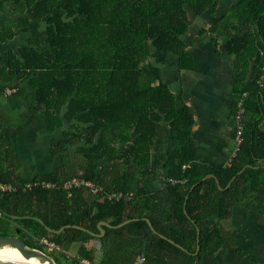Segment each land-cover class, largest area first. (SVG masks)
I'll list each match as a JSON object with an SVG mask.
<instances>
[{
    "label": "trees",
    "instance_id": "1",
    "mask_svg": "<svg viewBox=\"0 0 264 264\" xmlns=\"http://www.w3.org/2000/svg\"><path fill=\"white\" fill-rule=\"evenodd\" d=\"M218 5L220 0H0V16L16 17L0 20V43L38 33L16 53L0 49V91L10 90L8 96L27 104L20 122L0 112V181L18 186L15 192L0 190V235L12 229L4 221L12 218L8 214L20 216L14 219L24 228L59 246L51 254L57 264H138L140 258L143 264H219L220 249L243 254L237 243L242 235L221 221L238 206L264 213V85L257 83L264 62V0H238L221 16ZM189 9L212 17L202 33L216 46L223 37L238 74L233 95L248 93L244 141L229 166L202 155L193 137L194 109L178 99L154 64L157 50L174 53L180 68L193 69L182 40ZM250 69L254 77L246 85ZM39 114L49 132L78 118L64 137L85 146L72 153L54 141L52 155L66 164L32 177L14 142ZM105 159L113 166L99 171ZM74 176L102 189L94 193L80 185L68 191L64 182ZM147 177L168 183L157 191L128 189ZM27 183L33 185L24 189ZM120 192V199L109 197ZM34 216L54 229L80 225L100 233L99 222L112 226H104L101 237L73 226L57 234ZM91 239L101 242L98 263L85 245L78 257L69 254L73 241Z\"/></svg>",
    "mask_w": 264,
    "mask_h": 264
},
{
    "label": "crops",
    "instance_id": "2",
    "mask_svg": "<svg viewBox=\"0 0 264 264\" xmlns=\"http://www.w3.org/2000/svg\"><path fill=\"white\" fill-rule=\"evenodd\" d=\"M237 1L220 0L216 16H221ZM188 16L189 30L182 36V40L192 56L193 69L180 68V58L174 53H163L157 50H155L157 59L154 60V64L160 69L164 82L178 96V99L186 101L194 109L196 123L193 137L202 155L212 158L220 165L229 166L236 156L233 78L238 74H235L233 69L235 57L225 52L222 47L223 37L219 39V44L216 46L207 33H202L212 23L209 13L197 15L189 9ZM37 36L38 33L33 31L19 33L10 42L0 43V49L16 53L18 49L26 47L29 40L36 41ZM22 41L24 42L21 43ZM253 65L252 61L251 69ZM251 69L246 78V85L253 81L254 75ZM26 110L27 104L24 101L7 96L0 91V112L7 114L14 122H20ZM73 124H79L78 118L72 123L65 122L62 128L54 132H49L44 116L37 115L33 122L19 133L14 142V152L22 161L24 170L31 173L32 177H40L64 166L66 163L62 162L61 157L52 155L54 141L64 142L66 149L72 153H75L78 147L85 146V143L80 144L75 141L71 143L64 137L65 132H73ZM167 131L170 133L169 126ZM98 165L101 171L104 166H113V163L105 159L99 161ZM160 168L164 171V176H167L168 170L162 166ZM24 170H20L22 177L25 176ZM166 183H168L166 179L147 177L143 180H135L128 189L136 191L145 186L147 189L157 191L162 189ZM34 207L37 206L34 205ZM236 208L239 212L248 213V216H245L246 228L243 224L238 231L242 238L238 239L237 243L243 254L235 253V257L237 260L243 257L260 258L259 263L264 262L262 261L264 258V213L244 206ZM4 221L16 229L14 225L17 224L14 218ZM16 222L19 224V221ZM82 245L94 250V260L98 263L102 257L100 240L91 239L85 243L73 241L68 250L69 254L78 257ZM84 260L88 261V259ZM143 262V258L138 260V264H143Z\"/></svg>",
    "mask_w": 264,
    "mask_h": 264
},
{
    "label": "built area",
    "instance_id": "3",
    "mask_svg": "<svg viewBox=\"0 0 264 264\" xmlns=\"http://www.w3.org/2000/svg\"><path fill=\"white\" fill-rule=\"evenodd\" d=\"M257 83L263 87L264 85V62H263V66H262V75H261V78L260 80H257ZM5 94L8 96L10 94H12V91L10 90H6ZM248 97V93L245 92L243 93L242 96H239V97H235L234 98V104H235V113L233 115V123H234V126H235V137H234V141H235V146H236V149H235V152L237 153L243 143V131H244V115H245V111H246V108L245 107V101ZM32 183H27L25 185V188L24 189H28V188H31L32 187ZM42 185L45 186V187H54L55 186V183H52V182H46V181H43L42 182ZM80 185H86V186H90L92 187L91 191H93L94 193H97L100 189H102V187L100 186H97L96 184H94L93 182L91 181H86L84 180L83 178L79 177V176H74L72 177L71 179L69 180H66L64 182V187L66 190H70L71 188L73 187H76V186H80ZM0 190L3 191V192H15L18 190V186L14 185L13 183L11 182H2L0 181ZM133 193H130L129 195L132 196ZM124 196V193L123 192H120V193H113L111 194L109 197L111 199H120L121 197ZM1 215V213H0ZM35 238V241L37 243H39L40 245H44L46 246V249L48 251H51L53 249H56V248H59V246L55 243V242H52L50 241L47 237L45 236H42V237H34ZM143 260H145V258H143ZM84 264H90L88 261H83Z\"/></svg>",
    "mask_w": 264,
    "mask_h": 264
},
{
    "label": "water",
    "instance_id": "4",
    "mask_svg": "<svg viewBox=\"0 0 264 264\" xmlns=\"http://www.w3.org/2000/svg\"><path fill=\"white\" fill-rule=\"evenodd\" d=\"M243 170V169H242ZM241 172V171H240ZM9 217L12 218H19L20 216L17 215H12V214H8ZM35 220L39 221L40 223H42L45 228L52 233H61L64 232L66 228L68 227H75V228H79V229H83V230H87L89 231L91 234L97 236V237H101L103 235L106 234V229L104 228V226H112L111 223H109L108 221H102L99 222L98 227L100 229V233H95L87 228H84L80 225H66V226H62L59 229H54L50 226H48L43 219H41L40 217L34 216L33 217ZM151 226H153L152 222L150 219H148ZM129 220L123 222L120 226L128 223ZM21 229L17 228L16 229V233H20ZM199 244H200V235H199ZM5 247H11V248H16L18 249V251L22 254V256L27 257V256H40V257H44L46 255H48L43 249L39 248V247H34L31 246L30 244H28L23 238H21L20 236L17 235H5V236H0V249L5 248ZM52 262L54 264H57L56 261L50 256L48 255ZM0 264H29L26 263L24 261H20V260H13L9 257H0Z\"/></svg>",
    "mask_w": 264,
    "mask_h": 264
},
{
    "label": "rangeland",
    "instance_id": "5",
    "mask_svg": "<svg viewBox=\"0 0 264 264\" xmlns=\"http://www.w3.org/2000/svg\"><path fill=\"white\" fill-rule=\"evenodd\" d=\"M0 20L16 21V17H14L12 15H5V14H3L0 17ZM46 21L47 20H45L43 22L42 28L45 27ZM22 38H24V37H22ZM23 42L24 41H22L21 43H23ZM69 162H71V160H69ZM245 216H248V213L244 214L243 211L239 212V211H237V208L235 207L233 209L232 216L229 217V218H227V219H223L221 221V225L223 227H225L226 229L239 231V229L242 228L243 224L245 225V228H246V225H247L246 222H247V220H245ZM15 223L17 225H14V227L16 226V228H19V229H22L23 228L22 230L25 231V233H26L25 237L26 238H29L31 241H33L34 244H36L38 247H40L41 249H43L48 255L51 256V254H53V252H54L53 250L48 251L46 249V246L40 245L39 243H37L35 241V238L34 237H37V236H35V233L33 231H30L27 228H24L20 223L18 224L16 221H15ZM12 230H14V228H12ZM217 257L219 259V264H264V262H260L259 263L260 258L243 257V258H240V259L237 260V257H235V253H233L231 251H226L224 249H220V251L217 253ZM262 261H264V258L262 259Z\"/></svg>",
    "mask_w": 264,
    "mask_h": 264
},
{
    "label": "bare ground",
    "instance_id": "6",
    "mask_svg": "<svg viewBox=\"0 0 264 264\" xmlns=\"http://www.w3.org/2000/svg\"><path fill=\"white\" fill-rule=\"evenodd\" d=\"M0 257H9L13 260H20L24 261L29 264H54L51 260V258L46 255L44 257L40 256H27L24 257L22 254L18 251L16 248H11V247H5L0 249Z\"/></svg>",
    "mask_w": 264,
    "mask_h": 264
},
{
    "label": "flooded vegetation",
    "instance_id": "7",
    "mask_svg": "<svg viewBox=\"0 0 264 264\" xmlns=\"http://www.w3.org/2000/svg\"><path fill=\"white\" fill-rule=\"evenodd\" d=\"M17 229V228H16ZM16 229H14V230H9L6 234H4V235H0V236H5V235H17V236H20L21 238H23L28 244H30V239L29 238H26L25 236H23V234H22V232L20 231V233L18 234V233H16Z\"/></svg>",
    "mask_w": 264,
    "mask_h": 264
}]
</instances>
